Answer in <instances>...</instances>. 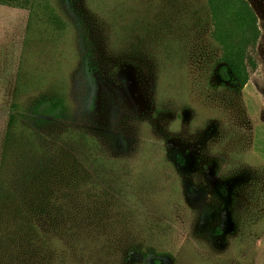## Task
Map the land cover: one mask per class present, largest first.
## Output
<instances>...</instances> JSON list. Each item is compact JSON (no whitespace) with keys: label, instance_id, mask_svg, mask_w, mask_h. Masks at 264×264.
<instances>
[{"label":"rangeland","instance_id":"1","mask_svg":"<svg viewBox=\"0 0 264 264\" xmlns=\"http://www.w3.org/2000/svg\"><path fill=\"white\" fill-rule=\"evenodd\" d=\"M217 2L0 4V180L48 168L0 213V264H264V0Z\"/></svg>","mask_w":264,"mask_h":264},{"label":"trees","instance_id":"2","mask_svg":"<svg viewBox=\"0 0 264 264\" xmlns=\"http://www.w3.org/2000/svg\"><path fill=\"white\" fill-rule=\"evenodd\" d=\"M32 0H0L1 5L7 4H18L20 6H29ZM212 5H215L218 8L217 0H210ZM217 2V3H216ZM242 59V58H241ZM244 59L240 60L239 57H235L232 54H228L224 58L225 65L220 68V74L222 78L225 80H232L233 77L229 74L228 71H231L233 76H235V80L238 82L240 87H244L247 82L246 75H243L245 72L244 66L242 64ZM242 68L244 71L242 72ZM253 68L254 65H253ZM67 113V105L62 99H48L38 101L35 106L32 108L31 115L37 118L38 127H44L47 124H52L54 122L60 121L66 116ZM20 119L12 116L9 127L10 131L8 133L9 140L12 141V137L14 135V129L19 125ZM37 128V127H36ZM13 164H9V167L5 168L2 173V177L0 180V213H4V216H8L12 207L18 208V210L22 211L27 206L26 204L33 203L35 199L34 193L38 188H42L41 183V175L40 171H47V167L43 162H35L29 161L26 165V168L20 173L26 177L27 191H25L24 185L17 183L15 173L18 171L14 170ZM18 184V185H16ZM28 193H32V196H29ZM9 203V204H7ZM66 204L64 201L56 199H49L41 201V207L35 212L39 211L41 215L46 214L50 211H54L57 217H61L65 215V210L62 212L61 206ZM48 206H50L48 208ZM34 209L36 207L34 206ZM56 210V211H55Z\"/></svg>","mask_w":264,"mask_h":264}]
</instances>
